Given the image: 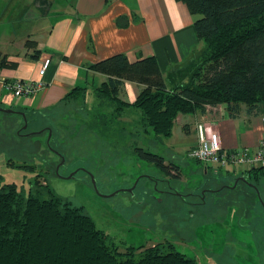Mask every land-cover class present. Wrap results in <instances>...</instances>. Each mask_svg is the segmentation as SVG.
Segmentation results:
<instances>
[{
  "label": "rangeland",
  "instance_id": "1",
  "mask_svg": "<svg viewBox=\"0 0 264 264\" xmlns=\"http://www.w3.org/2000/svg\"><path fill=\"white\" fill-rule=\"evenodd\" d=\"M49 113L54 116L46 115V120L42 113L34 115L41 124H31L22 132V118L0 113V187L14 183L27 191L35 182L49 185L114 237L121 253L135 248L138 255L170 243L198 264H264V170L237 176L210 168L205 174L204 164L185 153L176 154L168 146L170 141L159 144L153 135L129 136L131 144L135 138L136 147L162 155L167 166H178L181 175L175 177L141 159L138 151L130 152L133 148L122 146L123 140L102 137L92 117L77 104ZM48 125L56 138L49 144L47 133L24 136ZM180 130L179 123L174 131L176 142ZM146 141L151 142L148 145ZM57 152L63 153L64 165ZM146 173L165 182L151 183L141 177ZM72 174L75 178L69 179ZM239 177H247L254 187H235ZM138 178L133 194L122 192L133 187ZM212 182L211 187L220 192L207 193L202 204L204 199L193 193ZM164 190L176 195L158 193Z\"/></svg>",
  "mask_w": 264,
  "mask_h": 264
},
{
  "label": "trees",
  "instance_id": "2",
  "mask_svg": "<svg viewBox=\"0 0 264 264\" xmlns=\"http://www.w3.org/2000/svg\"><path fill=\"white\" fill-rule=\"evenodd\" d=\"M179 1L198 16L203 48L169 81L153 57L130 63L117 55L92 66L109 79L95 90L96 106L89 112L102 137L123 140L122 146L131 145L130 152L168 174L179 173V167L166 166L162 155L136 147L129 136L153 135L161 144L172 136L180 114L226 105L235 118L242 105L253 115L264 103V0ZM125 80L145 86L132 106L117 97ZM85 95L76 90L66 99ZM130 108L139 116L135 127L120 121ZM175 248L165 243L138 255L135 248L121 253L114 237L49 185L35 182L27 191L14 183L0 187V264H198Z\"/></svg>",
  "mask_w": 264,
  "mask_h": 264
},
{
  "label": "crops",
  "instance_id": "3",
  "mask_svg": "<svg viewBox=\"0 0 264 264\" xmlns=\"http://www.w3.org/2000/svg\"><path fill=\"white\" fill-rule=\"evenodd\" d=\"M197 18L179 0H0V107L54 116L49 112L77 104L90 115L96 106L95 90L109 79L92 66L117 55L127 56L130 63L153 57L167 81L176 79V71L204 46L195 28ZM47 59L51 66L41 77L39 71ZM17 80L43 81L45 89L15 99L5 85ZM144 87L125 80L117 97L132 106ZM76 90L85 92V99H66ZM138 118L130 108L120 121L135 127ZM263 120L264 103L253 115L242 105L235 118L221 105L208 108L205 114H180L172 136L165 141L171 142L167 143L174 152L188 156L199 144L201 125L206 135L216 133L226 150L255 151L264 137ZM179 123L181 141L176 142L174 131ZM210 168L221 170L204 165V173ZM254 169V174L264 170ZM225 170L253 174L252 169Z\"/></svg>",
  "mask_w": 264,
  "mask_h": 264
},
{
  "label": "built area",
  "instance_id": "4",
  "mask_svg": "<svg viewBox=\"0 0 264 264\" xmlns=\"http://www.w3.org/2000/svg\"><path fill=\"white\" fill-rule=\"evenodd\" d=\"M51 66V60L43 62L39 71L41 77L45 76ZM7 91L11 92L15 99L32 97L45 89L43 81H13L5 85ZM264 121V120H263ZM188 156L206 167L214 166L219 169L242 168L254 169L264 168V137L259 148L255 151L249 149L226 150L222 147L218 135L212 133L206 135L203 127H199V144L189 151Z\"/></svg>",
  "mask_w": 264,
  "mask_h": 264
},
{
  "label": "flooded vegetation",
  "instance_id": "5",
  "mask_svg": "<svg viewBox=\"0 0 264 264\" xmlns=\"http://www.w3.org/2000/svg\"><path fill=\"white\" fill-rule=\"evenodd\" d=\"M17 112H19V114H14V115H16V116H19L20 118H22L23 119V121H24V126H23V128L22 129H20L21 130V132L22 131H24V130H26L27 128H29V126L31 125V124H34V125H38V124H41L40 122H42V120H46V118H47V116L46 115H44L43 113H42V116H41V118H42V120L40 121V119L39 118H37V117H35L36 115H38V114H41V113H32V112H29V111H19V110H16ZM5 114H8V113H5ZM24 115V116H23ZM35 115V116H34ZM26 127V128H25ZM45 133H47L48 135H49V137H48V144H49V142H51V141H55V139H53V130H52V128L48 125V126H45V127H37L36 129H34L33 131H31V132H29V133H26L24 136H34V135H40V134H45ZM57 135H58V133H57ZM54 150V149H53ZM58 153V152H57ZM59 155H60V157H61V159H62V164L64 165L65 164V159H64V157H63V153H58ZM152 165V164H151ZM165 165H166V161H165ZM171 165H173V164H171ZM167 166V165H166ZM170 173L171 174H174L175 175V177H180V172L179 173H176L175 174V172H173L172 173V171L170 170ZM170 175V174H169ZM142 178H144V179H146V180H148V181H150L151 183H154V184H157V183H159V182H165V180H163V179H160V178H157L156 176H154V175H151V174H149V173H146V174H143V176H141ZM140 177V178H141ZM73 178H75V175L73 176ZM72 178V179H73ZM140 178H138V180H137V182H136V184L133 186V187H131V188H128V189H124V190H122V192H128V193H134V191L136 190V188H137V186L139 185V183H140ZM95 182H93V184H94ZM214 184H215V182H212V183H205L202 187H201V189H200V192H194L193 193V195L194 196H200V197H202L204 200V202L202 203V204H204L205 203V200H206V198H207V193H215V192H220V190L218 189V190H216L215 188L213 189L211 186H214ZM240 185H246V186H248V187H254V185H252L251 183H250V181H249V179L247 178V177H239V178H236V184H235V187H238V186H240ZM94 187H95V189H96V191L99 193V190H98V187H97V185H96V183L94 184ZM223 188L224 189H230V188H228V186H223ZM205 190V191H204ZM198 191V190H197ZM222 191V190H221ZM158 192V191H157ZM148 193H149V190H148ZM159 194H167V195H176V193H173V192H171V191H167V190H164V191H161V192H158ZM201 193H203V194H201ZM116 195H117V193H116ZM153 195H151V197H152ZM183 198L185 197L184 195L182 196ZM156 198V197H155ZM197 205H199V204H197Z\"/></svg>",
  "mask_w": 264,
  "mask_h": 264
},
{
  "label": "water",
  "instance_id": "6",
  "mask_svg": "<svg viewBox=\"0 0 264 264\" xmlns=\"http://www.w3.org/2000/svg\"><path fill=\"white\" fill-rule=\"evenodd\" d=\"M0 112L8 113V114H19V112L12 110V109H7V108H2L0 107ZM24 116V115H23ZM26 128V127H25ZM74 174H72L69 179L73 178ZM95 184V183H94ZM116 194H113L111 196H115Z\"/></svg>",
  "mask_w": 264,
  "mask_h": 264
}]
</instances>
